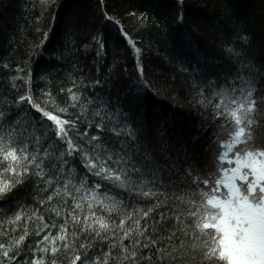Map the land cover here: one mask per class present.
<instances>
[{
	"label": "snow or ice",
	"instance_id": "obj_1",
	"mask_svg": "<svg viewBox=\"0 0 264 264\" xmlns=\"http://www.w3.org/2000/svg\"><path fill=\"white\" fill-rule=\"evenodd\" d=\"M37 7L28 29L37 38L16 32L0 56V264H264V27L226 9L229 31L214 39L227 69L213 78L207 59L179 68L188 106L213 130L197 168L171 119L145 104L144 48L125 28L131 20L167 38L176 24L190 42L203 29L184 30L185 0L159 14L113 13L95 0L90 25L65 28L55 60L71 71L62 79L56 64L32 67L60 23L58 0H33L29 11ZM110 26L136 55L135 92L111 69L101 77L98 65L90 76L80 67L82 55L103 58Z\"/></svg>",
	"mask_w": 264,
	"mask_h": 264
},
{
	"label": "trees",
	"instance_id": "obj_2",
	"mask_svg": "<svg viewBox=\"0 0 264 264\" xmlns=\"http://www.w3.org/2000/svg\"><path fill=\"white\" fill-rule=\"evenodd\" d=\"M33 0H11L8 7L0 9V56L7 58L9 55L6 43L10 35L20 32L23 36L27 31V40L37 38V33L28 31L34 27L33 20L39 14V8L29 11ZM60 7L56 16L60 23L54 25L49 32V41L45 47L47 51L34 56L32 67L36 69L45 65L56 64L52 69L55 75L61 79L64 74L71 71L68 63H58L55 56L65 38V28L69 20H79L82 24H91L93 17L97 15L95 0H58ZM173 5L175 0H107L108 7L113 13H125L126 10L151 11L159 14L162 11L161 4ZM186 7L184 25L185 31H191L193 26L200 25L202 32L194 35L190 42H182L175 29L178 25L170 26V35L165 38L163 34L159 37L152 31L137 32L135 22L126 20L125 28L137 41L138 46H143L144 51L139 57L140 64L144 69V76L148 88L139 85L140 94L145 98V104L157 111L165 118H170L177 143L189 150V155L194 153L195 159L190 162L194 167L205 164L207 147L214 139L213 130L202 126V118L194 107L188 106V90L185 86V75L179 72L181 65L192 68L200 67L205 59L209 68L215 74L226 70L228 65L223 54L218 50L214 37L229 31L224 27V12L230 10L244 24L259 33L264 27V0H185ZM27 21V24H26ZM83 35V34H81ZM27 44H25V47ZM17 59L21 52L12 53ZM259 58L264 56L257 49ZM97 64L93 63V54L82 55L80 67L85 74L92 75L94 68L98 65L97 76L107 77L111 69L113 80L124 84L134 92L137 88V58L132 47L123 37H118L115 29L110 26L109 39L106 44L103 58H96ZM90 82V81H88ZM90 95V90L85 93ZM199 142L195 150L192 145ZM28 194L21 192V197ZM2 203V202H0Z\"/></svg>",
	"mask_w": 264,
	"mask_h": 264
}]
</instances>
